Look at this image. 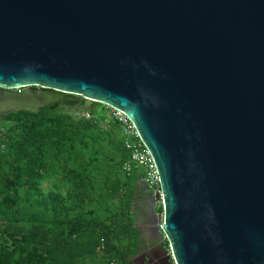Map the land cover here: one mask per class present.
I'll return each mask as SVG.
<instances>
[{"label":"water","instance_id":"water-1","mask_svg":"<svg viewBox=\"0 0 264 264\" xmlns=\"http://www.w3.org/2000/svg\"><path fill=\"white\" fill-rule=\"evenodd\" d=\"M73 101L154 159L152 264H264V0H0V118Z\"/></svg>","mask_w":264,"mask_h":264},{"label":"trees","instance_id":"trees-1","mask_svg":"<svg viewBox=\"0 0 264 264\" xmlns=\"http://www.w3.org/2000/svg\"><path fill=\"white\" fill-rule=\"evenodd\" d=\"M126 141L101 103L0 118V264H131L144 173Z\"/></svg>","mask_w":264,"mask_h":264},{"label":"built area","instance_id":"built-area-1","mask_svg":"<svg viewBox=\"0 0 264 264\" xmlns=\"http://www.w3.org/2000/svg\"><path fill=\"white\" fill-rule=\"evenodd\" d=\"M110 110L114 120L120 124L121 132L127 138L125 147L130 152L131 160L142 169L143 179L152 194L161 197L160 178L150 151L142 143L133 123L126 114L115 108H110ZM159 228H161V224Z\"/></svg>","mask_w":264,"mask_h":264},{"label":"crops","instance_id":"crops-1","mask_svg":"<svg viewBox=\"0 0 264 264\" xmlns=\"http://www.w3.org/2000/svg\"><path fill=\"white\" fill-rule=\"evenodd\" d=\"M152 195L151 190L147 187L143 178H141L138 182V189L135 195L134 206L138 201L143 203L145 206L149 202V199ZM136 213V210H134ZM136 223L137 218L135 215ZM140 225L142 226L141 232V241L139 242L140 248L138 250V256H133L131 259V264H152L153 262H157L161 258V252L163 250H168V243L166 244V240L159 242L157 240H152V234H154L151 230H149L144 224L146 219L143 220Z\"/></svg>","mask_w":264,"mask_h":264},{"label":"flooded vegetation","instance_id":"flooded-vegetation-1","mask_svg":"<svg viewBox=\"0 0 264 264\" xmlns=\"http://www.w3.org/2000/svg\"><path fill=\"white\" fill-rule=\"evenodd\" d=\"M15 91L21 92L24 90H30V91H39L41 90L39 87H25V88H19V89H14ZM43 91H47L45 89H43ZM48 92V91H47ZM72 105L74 107H78L77 102H72ZM146 206L143 203L140 202H136L135 206H134V210H136V218H137V223L140 225L142 222H144L143 220L146 219V210H145Z\"/></svg>","mask_w":264,"mask_h":264},{"label":"rangeland","instance_id":"rangeland-1","mask_svg":"<svg viewBox=\"0 0 264 264\" xmlns=\"http://www.w3.org/2000/svg\"><path fill=\"white\" fill-rule=\"evenodd\" d=\"M92 102L88 103V104H91ZM65 109H70V110H73V108H65Z\"/></svg>","mask_w":264,"mask_h":264}]
</instances>
